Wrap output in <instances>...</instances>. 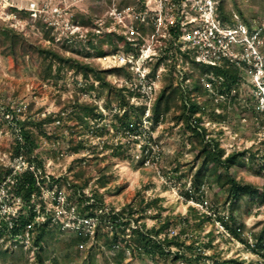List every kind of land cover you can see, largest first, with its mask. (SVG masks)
Here are the masks:
<instances>
[{
    "label": "rangeland",
    "instance_id": "obj_1",
    "mask_svg": "<svg viewBox=\"0 0 264 264\" xmlns=\"http://www.w3.org/2000/svg\"><path fill=\"white\" fill-rule=\"evenodd\" d=\"M225 1L227 11L235 12L233 5L235 2L245 17L251 21V30H257L258 37L264 36V0ZM52 3L59 8L67 7V14H61L56 32H50L46 37L48 31L40 25H28L15 31L41 48H51L65 58L82 61L96 70L120 68L122 70L107 74L106 86H101L93 75L85 80L79 73H74L66 66L61 69L60 79L56 81L43 79L37 56L28 54L13 60L3 56L0 47V163L12 167L15 165L8 158L15 133L10 124L2 119L7 105L11 106L20 120L31 121L64 109L65 124L73 126L76 121L69 119L73 108L78 105L80 109L88 102L97 106L101 117L91 120L88 129L80 126L78 135L72 133L71 129L55 130L51 124L45 126V136H42L38 134L36 126H31L39 139L37 152L44 162V178L47 180L41 184L42 199L47 211L55 214L52 226L56 228L58 223V226L62 225L65 230L68 229L63 235L64 238L71 234L75 235L76 233L72 231L77 230L73 224L72 209L66 210L63 204H66V196L71 193L66 180H72L79 167L89 178L84 193L89 195L91 190H97L103 196V203L107 209L113 208L118 211L127 204L134 205L140 196H144L145 200L159 199L157 205L149 209L144 215L145 218L139 221L145 222L148 228L157 224L154 216L159 207L162 208L160 217L168 214L183 216L188 206H194L200 213L206 212L212 220L223 216L225 218L228 204L217 185L211 180H207L202 188L203 204L186 201L182 195L189 188L190 175L194 172L191 169L189 173V170L196 166V162L195 152L191 150L181 121L176 122L172 115L168 114L155 126L147 120L146 111L136 133L131 134L123 130L115 118L116 115L122 116L131 105H146L149 108L165 84L181 83L183 87L188 86L189 80L185 78V72L189 70L198 75L199 71L190 67L185 56L189 59L194 58L198 51L196 52L190 43L180 39L178 35L170 37L164 29L158 31L159 34L156 33L154 38L148 30L144 38L139 37L133 33L134 16L110 17L106 12L109 10L107 2L52 0ZM190 7L189 5L187 9L189 13ZM233 19L235 23L243 24L236 13H233ZM69 22H78L80 25V28L72 30L73 35L64 28L70 24ZM0 28L10 30L1 21ZM96 28L99 29V33L94 31ZM110 34L112 35L110 42L116 49H110L106 55L98 57L90 44L97 46L99 40ZM113 35L123 36L125 41L126 38L132 39L131 46L139 49L138 56H133L134 59L131 60L132 53H125L122 49L123 42ZM248 44L257 46L253 39L249 38ZM263 49L264 47L259 48V52ZM159 52L163 54L164 60L156 70L154 78H151L150 68ZM246 53L250 62L254 63L252 66L232 65L240 72L238 84L231 92L235 95L234 99L217 95L213 86L204 82L205 88L213 97L200 96L198 101L208 110L215 108L217 103L226 106L224 110L226 118L222 122L212 120L208 113L203 116L202 125L208 133L207 137L214 138L224 149L225 154L245 151L244 165L234 166L231 174L238 182L264 188V169H260V166L264 165V80L261 81L255 74L254 65L257 59L251 52ZM127 57L131 63H125ZM131 92L140 95L129 96ZM218 112L220 113L221 109H218ZM78 142L84 144V149L74 153L71 148ZM118 146H121L123 157H117ZM52 151L57 154L55 158L51 157ZM251 154L254 156L253 160L249 158ZM99 176H104L108 180L104 188L96 184ZM49 178L60 179V185L52 184L51 188L47 187ZM55 200L59 201L60 205L57 206ZM19 208V200H10L4 189H0L1 216L6 218L15 215ZM136 216H140V213ZM235 216L241 237L248 240L249 246L252 247L253 235L258 234L264 227V204L240 202ZM212 222L205 223L200 232V239L206 242V234L213 232L212 245L221 259H237L243 264H264L261 255L232 238L222 229L219 222L215 221L213 224ZM177 232L178 229L173 228L169 233L172 235ZM28 249L27 243L22 251L18 246L15 248L14 258H19V264H34L32 252ZM86 249L93 256L90 264H103V258L107 259L108 264H115L113 251L107 250L102 243L94 239L87 243L78 258H74V249L71 248L68 253L72 257L68 259L65 251L58 245H54L53 255L57 257L58 264H87L84 263ZM211 252L206 250L205 254L209 255ZM125 257L123 264H161L145 257L141 260L130 257L127 252Z\"/></svg>",
    "mask_w": 264,
    "mask_h": 264
},
{
    "label": "trees",
    "instance_id": "obj_2",
    "mask_svg": "<svg viewBox=\"0 0 264 264\" xmlns=\"http://www.w3.org/2000/svg\"><path fill=\"white\" fill-rule=\"evenodd\" d=\"M233 5L235 12L227 11L225 9L226 1L217 0V19L222 23L234 25L233 13H236L242 23L251 29V21L245 17L235 2ZM140 33L142 36L146 35L147 30L144 26L140 27ZM48 35L49 32H46V37ZM113 36L123 42L122 49L125 53L138 56L139 49H134L130 43L125 41L123 36ZM111 37V34L106 35L104 39L99 40L97 46L90 44L91 49L98 57L116 49L110 42ZM0 47L2 48V55L13 60L18 56L28 54L37 56L40 60V75L43 79H54L55 81L60 79L61 69L66 66L74 73H79L83 79L87 80L89 76L93 75L101 86H106L108 85L106 75L122 70V68L96 70L89 64L65 58L51 48H41L36 43L26 40L21 34L3 28H0ZM103 47L106 49L104 50ZM185 57L189 60L190 67L199 71L198 75L189 70L185 72V78L189 80L188 86L183 87L181 83L177 85L165 84L156 94L149 108L146 105H131L122 116L116 115L115 118L120 127L131 134L136 133L146 111H148L147 120L155 126L168 114H171L172 119L176 122L181 121L184 132L187 134L186 138L190 141L191 150L195 152L194 162H196V166L189 170V173H191V169L194 170L190 175L189 188L182 195L186 201L203 204L202 188L207 180H211L214 185H217L226 204H228L227 216L212 220L206 212L200 213L194 206H188L183 216L168 214L160 217L162 208L159 207L154 216L157 219V224L148 228L145 222L139 223V221L145 218L144 215L149 209L157 205L159 199L145 200L144 196H140L139 201L134 205L127 204L118 211L113 208L107 209L103 203V196L97 190H91L89 195L84 193L89 178L85 176L84 170L79 167L74 178L66 180L71 193L66 196V204H63L66 210L73 209V224L76 225L77 230L72 231L76 233L75 235L71 234L68 238H64L63 235L68 229L65 230L62 225L58 226V223H56V228L52 226L55 221V214L47 211L42 199L41 184L47 180L44 178V162L37 152L40 145L39 139L31 126H36L38 134L42 136H45V126L51 124L55 130L71 129L72 133L78 135L80 126L88 129L89 122L100 118L101 114L97 106L91 103L85 102L80 109L76 105L69 115V119L76 121V124L72 126L71 124L66 125L64 122V109L56 114L45 115L43 118L31 121L20 120L11 106L7 105L4 112L10 113L12 120L5 122L10 124L15 133V140L10 147L8 158L12 161L14 158L22 157L28 165L34 167L35 171H40L41 176L35 177L34 172L29 169L13 175L8 166L0 163V189H4L10 200L18 199L20 203V208L15 215H9L8 219L0 215V263L19 264V258H14L15 248L18 246L19 250L22 251L25 243H27L28 251L32 252L34 264H46V262L58 264L57 257L53 255L54 245L62 248L68 259L72 257L68 250L74 249L73 256L78 258L85 250L87 243L94 239L102 243V246L107 250L113 251L115 264H123L126 252L130 257L139 260L145 257L153 262H161V264H243L237 259L220 258L212 245L213 232L206 234V242H202L200 239V232L205 223L213 221V224L217 221L232 238L251 247L248 240L241 237L240 228L236 225L235 213L240 202L264 204L263 187L238 182L231 174L234 166L242 167L244 165L246 152L225 154L224 149L214 138L207 137L208 133L202 125V118L207 113L212 120L218 122H222L226 118L225 105L217 103L215 108L208 110L198 101L200 96L212 95L205 88L204 82L210 83L217 95L234 99L235 95L231 92L232 88L238 84L240 72L229 64L211 67L196 63L194 59H189L188 56ZM163 60L164 56L159 52L151 65L149 77L154 78L155 72ZM134 95L138 97L140 94L137 92L129 93V96ZM218 109H221L220 113ZM120 147H117L119 150L117 157H123ZM71 149L77 153L84 149V144L78 142ZM56 156V152L52 151L51 157L55 158ZM249 158L253 160L254 156L251 154ZM260 169H264V165H261ZM107 181L104 176H99L96 179V184L100 188H104ZM60 183V179L49 178L47 187L51 188L52 184L60 185ZM58 193L59 190L56 192V197ZM55 203L60 205V202ZM138 213L140 216L135 217ZM83 220H87L88 224L85 225ZM173 228H177L178 232L170 235L169 232ZM253 240L254 244L250 248L251 251L264 258V227L258 234L253 235ZM206 250H211V254L206 255ZM92 260L93 256L86 249L84 263L90 264ZM103 264H108L106 258H103Z\"/></svg>",
    "mask_w": 264,
    "mask_h": 264
},
{
    "label": "built area",
    "instance_id": "obj_3",
    "mask_svg": "<svg viewBox=\"0 0 264 264\" xmlns=\"http://www.w3.org/2000/svg\"><path fill=\"white\" fill-rule=\"evenodd\" d=\"M86 1L107 2L109 10L106 12L110 17L134 16L133 33L139 37H145L140 33L141 26H144L153 38L156 33L159 34L158 31L163 29L167 31L170 37L178 35L180 39L190 43L196 52L198 51L197 55L192 58L196 63L211 67H220L228 63L231 66L233 64L244 67L252 66L254 63L250 62L248 53H246L251 52L252 56L257 59L254 65L255 74L259 76L261 81L264 80V49L259 52V48L264 47V36L258 37L257 30L252 31L244 24L230 25L218 20L216 17L217 0ZM189 5L191 6L190 13L187 11ZM61 14H67V7L59 8L52 3V0H0V21L14 32L28 25H40L49 33L56 32ZM79 26L76 22L65 25L64 28L73 35L72 30L80 28ZM94 31L99 33L98 28ZM248 38L253 39L257 46H249ZM126 39L131 45L133 40ZM256 48L258 52H256ZM133 56V54L130 56L131 60L134 59ZM131 60L127 57L125 63H131ZM3 116L6 121L11 122L12 115L10 113H3ZM11 162L15 165L8 167L12 170L13 175L29 169L34 172L35 177L41 176V172L35 171L34 167L28 165L22 157L14 158ZM57 202L59 203V201ZM83 223L87 225L88 221L83 220Z\"/></svg>",
    "mask_w": 264,
    "mask_h": 264
}]
</instances>
